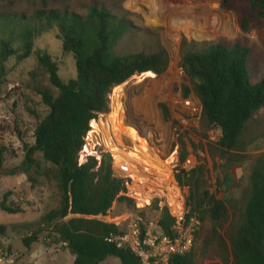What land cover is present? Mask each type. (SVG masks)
Here are the masks:
<instances>
[{
	"label": "rangeland",
	"instance_id": "rangeland-1",
	"mask_svg": "<svg viewBox=\"0 0 264 264\" xmlns=\"http://www.w3.org/2000/svg\"><path fill=\"white\" fill-rule=\"evenodd\" d=\"M91 6L103 7L128 24V29L118 37L114 46L116 54L164 51L167 56L163 73L147 71L134 74L113 87L108 94V112L92 120L97 126L105 128L107 117L112 112L114 89L123 86V124L138 132L149 155L136 151L140 142L134 143L129 133H124L126 139L122 140V144L111 139L114 147L105 146L100 132H94L92 121L89 124L90 130L79 153V162H85L88 156L100 160L102 154H109L115 173L127 180V195L134 200L131 205L113 203L103 217L104 221L117 224L123 220L117 225L124 229L132 220L139 219L148 230L160 233L159 212L153 202L158 200L159 208L167 206L174 214L169 195L176 188L167 192L161 186L163 182L155 184L159 178L155 174L160 172L163 175L161 178H164L166 169L169 170L173 184L181 189L186 202L193 187L181 186L176 174L187 158L195 157V167L201 166V173L198 172L202 182L200 192L208 191L226 202L225 218L214 224L206 215L201 224L192 247L195 264H234L229 234L242 221L251 167L264 155V106L247 125L243 135L244 148L222 156L217 146L219 132L208 129L202 122L199 100L180 67V59L184 42L199 46L215 42L231 46L239 42L250 50V79L253 83L259 82L264 77V19L259 20L249 33H243L238 27L236 13L224 10L221 0H0V14L29 17L38 10L65 9L83 15ZM35 44L37 50L46 51L58 62V74L64 81L75 76L74 61L71 56L62 53L55 31L43 32ZM36 62L35 54L23 60L8 59L5 76L0 83V122L4 127L0 131V145L6 149V162L0 173V201L8 194L7 198L17 202L24 210L18 214L0 210V226L5 228V233L0 234V246L6 259L0 264H6L18 254V264H73V256L68 250L49 244V238L43 240L45 233L29 248L23 243V237L37 229L35 223L42 215L58 204L56 183L42 173L37 174V169L28 174L8 173L24 157L23 141L33 142L31 129L36 116L41 118L46 113L38 89L48 87V82L47 77L36 70ZM184 88L189 91L188 97L198 102L199 112L193 115L181 104V100L185 99ZM132 137L136 135L132 134ZM35 158L41 167L48 166L43 163L40 153H35ZM121 164L144 171L149 179L147 185L151 186L150 197L137 198L136 193L138 191L140 195L138 187L142 183L121 170ZM154 165L159 168L158 171L153 170ZM108 259L102 264H120L116 258Z\"/></svg>",
	"mask_w": 264,
	"mask_h": 264
},
{
	"label": "trees",
	"instance_id": "trees-1",
	"mask_svg": "<svg viewBox=\"0 0 264 264\" xmlns=\"http://www.w3.org/2000/svg\"><path fill=\"white\" fill-rule=\"evenodd\" d=\"M221 7L234 10L243 33H249L264 19V0H221ZM127 29L122 18L96 6L83 15L65 9L38 10L29 17L0 14V83L8 59L23 60L32 54L36 55V70L48 82V87L38 89L46 113L41 118L36 116L31 129L33 142L23 141L24 157L8 173L28 174L37 169V174L56 183L59 200L35 223L37 229L23 237V243L29 248L45 233L42 238H49V244H64L62 248L74 256L73 264H102L108 258H116L120 264H141L119 241H108L123 231L117 224L86 217L106 216L114 202L133 204L127 195V180L115 173L109 154H102L100 160L88 156L85 162H79L90 122L108 112L111 89L134 74H161L166 69L164 51L127 55L114 52L118 37ZM52 30L62 53L74 61L75 76L67 81L58 74V62L35 48L38 37ZM249 52L239 42L231 46L220 42L182 44L180 67L199 100L202 122L219 132L217 146L222 156L244 148L247 125L264 106V77L259 82L251 81ZM188 93L184 88L183 97L187 98ZM164 111L167 115L165 107ZM3 129L0 122V131ZM35 153H40L48 166L41 167ZM5 162L6 149L0 145V173ZM200 171L201 166L180 171L176 180L181 186L193 187L186 204L190 214H197L200 226L206 215L216 224L226 216V202L208 191L200 192ZM249 182L242 221L229 234L234 264H264V155L251 167ZM7 195L0 201V210L23 213V208ZM153 204L159 212L160 232L171 234L174 217L167 206L159 208L158 200ZM69 214L75 217L66 220ZM4 233L5 228L0 226V234ZM169 264H195L192 248L184 255L173 256Z\"/></svg>",
	"mask_w": 264,
	"mask_h": 264
},
{
	"label": "built area",
	"instance_id": "built-area-1",
	"mask_svg": "<svg viewBox=\"0 0 264 264\" xmlns=\"http://www.w3.org/2000/svg\"><path fill=\"white\" fill-rule=\"evenodd\" d=\"M181 101L183 107L192 115L194 112H199L196 100L188 97ZM195 163L196 158L190 156L181 164L180 171H190L195 167ZM177 189L178 192L174 197L177 207L171 206L174 214L169 211L174 217L171 234L152 232L146 227L143 228L139 219H135L120 234L108 238V241H119L140 259L141 264H169L173 256L188 253L193 246L200 222L196 213L190 214L184 195L180 193L181 189L179 187ZM5 261V255L0 246V263Z\"/></svg>",
	"mask_w": 264,
	"mask_h": 264
},
{
	"label": "bare ground",
	"instance_id": "bare-ground-1",
	"mask_svg": "<svg viewBox=\"0 0 264 264\" xmlns=\"http://www.w3.org/2000/svg\"><path fill=\"white\" fill-rule=\"evenodd\" d=\"M151 2H152V0H151ZM123 91H124L123 86L122 87L121 86L116 87L114 89V93L111 97L112 98V112L107 117V123L104 126L105 128L99 127V125L97 126V124H95V123H92L91 125L94 129V132H100L99 134H101V137H102V140H103V143L105 144V146L108 145V146L114 147L113 145H111V141H110L111 139H114L115 141H117V143L122 144V140L126 139V137H124V133H129V137L134 143H136L138 141L140 142L139 144L136 145L138 148L136 151L140 152V154L144 153V156H145V154L149 155L150 153L148 152V148L144 145V143L142 142V139H140V137L138 136V132L135 131L134 128L126 127L123 124V122H124L123 116L124 115L122 113V104H121L122 99H123V97H122ZM132 134L136 135V137H132ZM147 155H146V157H147ZM146 157L144 158L145 160H146ZM145 163L147 164L148 161L147 162L145 161ZM120 168L125 173L129 174L130 176L137 175V177H136L137 182L142 183V186L138 187L140 195L138 194V191H137V193H136L137 198L147 199L148 197L151 196L149 194L151 192V186L147 185V181H149V179L147 178L148 176L146 174H144V171H141V170L136 171L133 168H131L130 166L124 165V164H121ZM152 168L155 171H158V169H159L157 166L155 167V165ZM168 171L169 170L166 169L165 172L167 174L164 176V178H161L163 175L160 172H159V174H155L159 178L157 179L156 182L155 181H153V182H155V184H161L163 182L164 184H161V186L163 188H165L166 190H168V192L172 191L174 189V187L176 188L175 189L176 191L174 190V192H172V194L169 195V201L171 202L173 207H177V204L175 203L174 197L176 196L178 189H177L175 183L173 184V179L171 178L170 174H168L169 173ZM142 174H144V175H142Z\"/></svg>",
	"mask_w": 264,
	"mask_h": 264
},
{
	"label": "crops",
	"instance_id": "crops-1",
	"mask_svg": "<svg viewBox=\"0 0 264 264\" xmlns=\"http://www.w3.org/2000/svg\"><path fill=\"white\" fill-rule=\"evenodd\" d=\"M115 203V202H114ZM115 205V204H114ZM106 222V221H105ZM121 222H124L123 220H121V221H119V222H117V224L119 225V224H121ZM111 223V222H110ZM113 223H114V221H113ZM127 226V225H126ZM121 229V228H120ZM126 229V227L124 228V229H121V230H125ZM63 246H64V244H62ZM61 246V245H60ZM62 246V247H63ZM62 250H67L66 248H63ZM18 254V253H17ZM73 256V255H72ZM19 254H18V256H14L13 255V257L12 258H10L7 262H6V264H18V259H19ZM107 260H109V259H107ZM106 260V261H107ZM73 261H74V256H73Z\"/></svg>",
	"mask_w": 264,
	"mask_h": 264
},
{
	"label": "water",
	"instance_id": "water-1",
	"mask_svg": "<svg viewBox=\"0 0 264 264\" xmlns=\"http://www.w3.org/2000/svg\"><path fill=\"white\" fill-rule=\"evenodd\" d=\"M134 177L136 178L137 175H134ZM72 217H75V215H72V214H69L67 217H66V220L72 218ZM87 218H94V219H98V220H102L104 221V216L100 215V216H96V217H93V216H86Z\"/></svg>",
	"mask_w": 264,
	"mask_h": 264
}]
</instances>
